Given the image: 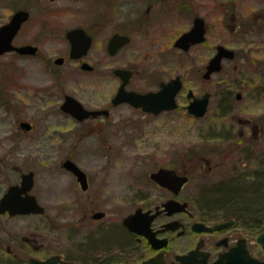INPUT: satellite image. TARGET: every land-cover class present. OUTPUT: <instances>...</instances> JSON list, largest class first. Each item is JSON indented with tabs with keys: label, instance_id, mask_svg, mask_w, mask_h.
I'll return each instance as SVG.
<instances>
[{
	"label": "flooded vegetation",
	"instance_id": "1",
	"mask_svg": "<svg viewBox=\"0 0 264 264\" xmlns=\"http://www.w3.org/2000/svg\"><path fill=\"white\" fill-rule=\"evenodd\" d=\"M238 2L0 0V11L8 14L0 27L18 11L25 13L13 44L29 47L25 53L0 54V60L7 61L3 66L0 63L4 68L0 71V108L20 112L45 97L47 101L61 88L59 112L78 123H98L102 129L111 124H137L146 117L156 121L172 113L177 118L186 114L202 118L219 93L214 76L223 67L204 76L219 47L235 53L233 58H223V66L226 60H246L249 50L236 47L261 34L249 16L238 14ZM187 35L195 39L187 43L188 49L180 42ZM188 58L202 63L192 73L191 85L185 75ZM18 60L17 69L12 63ZM172 81L180 83V88L171 102L169 94L160 92ZM210 81L211 90L203 88L202 83ZM88 91L92 92L89 96ZM120 93L122 97L150 94L156 108L173 102L175 107L147 111L127 99L117 101ZM206 93L210 94L207 113L199 117L189 112L191 102ZM233 93H224L222 102L230 103ZM68 95L90 111L89 116L79 119L65 111L62 106ZM235 98L240 100L242 92ZM16 121L20 133L38 127L21 116ZM170 121L166 117L164 125ZM238 121L250 135L259 136L260 126L252 118L239 117ZM245 131L241 129L240 134ZM153 135L149 143L154 146ZM118 137L123 138L124 148L137 145V136ZM18 153L0 151V264H264V247L252 245L250 239L249 217L225 214L223 209L218 214L207 209L198 190L189 194L188 190L198 189L189 187L199 181V173L214 171L212 160L197 151L137 150L112 156L108 151L71 150L61 156L59 167L49 169L46 186L37 168L23 166ZM187 155L192 156L190 162ZM123 157L132 160L125 172L117 166ZM244 158L246 164H258L250 168L254 176L249 179L264 184L261 150L252 149ZM66 160L73 161L84 175L63 166ZM160 169L172 172L165 184L152 176ZM31 172L29 186L23 181ZM181 177L186 180L180 185ZM168 203L173 205L167 207ZM24 204L33 209L24 211ZM123 206L133 209L124 215ZM138 209V229H131L125 218Z\"/></svg>",
	"mask_w": 264,
	"mask_h": 264
},
{
	"label": "rangeland",
	"instance_id": "2",
	"mask_svg": "<svg viewBox=\"0 0 264 264\" xmlns=\"http://www.w3.org/2000/svg\"><path fill=\"white\" fill-rule=\"evenodd\" d=\"M237 7L238 14L242 17H245L244 14L249 16L252 20V27L259 30L261 34H255L256 37H252V42H242L236 47L249 50V55H251L246 60L239 57L235 61H224L223 69L214 76L219 80V93L212 98L208 113L204 117L191 118L186 114L187 116L183 115V118L182 116L177 118L175 116L177 114L172 113L166 116L171 120L167 126L164 125L166 123L164 116L156 121H151L149 117H146L140 118L137 124L123 126L111 124L102 129L98 123H78L73 118L60 113L58 105L61 99L58 95L61 93V88H59L47 97V101L45 97V102L28 105V108L23 106V111L7 113L0 108V151L19 152L16 156L25 162L22 165L29 168L36 167L44 186L48 182L49 169L59 167L61 156L71 150L108 151L113 153L112 156H117L121 151L120 156H125L127 152L137 150L197 151L200 155L212 160L211 166L214 167V171L199 173V181H194V184L189 187L198 186V189L188 190L189 194L196 193L198 190L201 198L199 193L198 197L204 200L207 209L216 210L218 214H221L220 209H223L222 213L225 214L249 217L251 221L248 220L247 225L250 228L252 245L261 246L257 241V236L264 231V203L258 202L257 199L263 198L264 200V184L259 185L249 179L254 176L249 173L250 168L257 167L258 164L256 161L252 165L246 164L247 159L244 156H247L248 152L253 149V151L261 150L264 157V0H239ZM7 17V12L1 10L0 24ZM8 55L10 54H7V58L11 59L12 57ZM6 62V60H0L1 66L6 65ZM12 65L18 69L19 60L13 62ZM201 65L200 61L191 62L188 58L185 70L188 85L192 84L189 80L192 73L195 74ZM1 66L0 71L4 70ZM34 75L37 76V74ZM47 80L44 77V83ZM83 82L85 85L86 79H83ZM212 83L211 81L203 82L202 86L211 90ZM230 90L234 93L230 103L226 104L222 102L221 96ZM239 91L242 92V98L237 100L235 95ZM91 93L88 91V96ZM21 97V94L16 96L19 102H21ZM18 116L37 124V129L30 133L25 131V133H20V127L16 121ZM239 117L252 118L254 124H259L260 137L252 136L245 131L244 125L238 121ZM241 129H244V135L240 134ZM247 134H249L248 137H246ZM121 135H128L129 139H135L137 136L135 148L130 150L128 147H122L123 138L118 137ZM152 135L156 137L154 146L149 143ZM104 136L108 138H102ZM163 137L167 139L164 140ZM57 154L60 158H57ZM191 157L187 155L189 162ZM221 162L224 163L221 164ZM117 166L125 172V168L132 166V160L123 157L121 162L118 161ZM147 166L148 164L144 167ZM247 167L249 168L243 169ZM239 172L241 174H238ZM244 174H248L246 179ZM125 180L124 177L123 181L126 182ZM236 189L253 196V200H250V203L254 204L251 205L252 211H249L247 207L242 206L243 210L240 208L242 200L239 195L223 205L212 203L220 196L226 198ZM242 199L246 201L244 197ZM233 204H238L240 210H234ZM132 209L123 206V214L126 215ZM251 223L262 225L254 228L250 225Z\"/></svg>",
	"mask_w": 264,
	"mask_h": 264
},
{
	"label": "water",
	"instance_id": "3",
	"mask_svg": "<svg viewBox=\"0 0 264 264\" xmlns=\"http://www.w3.org/2000/svg\"><path fill=\"white\" fill-rule=\"evenodd\" d=\"M26 19V15L22 11H18L15 13L12 17V20L4 24L0 27V54H3L8 51H13L16 50L20 53H25L28 51L29 47L25 46H15L13 44V38L18 32L19 28L21 27L22 22ZM190 35L184 36L180 42L181 45L185 46L186 49H188V44L191 41H194V38H190ZM235 55L234 51L231 49H228L224 46H220L218 49V53L215 57H213L210 62L208 63L207 66V71L205 72L204 76L209 77L213 72L220 71L223 67L222 60L225 57L233 58ZM180 88V83L177 81H172L171 83L167 84L164 88L163 91L160 93H167L171 96V102L174 100L175 93L178 91ZM123 94H119L118 96L121 97L120 100L117 101H123L124 99L129 100L130 102L134 103L137 106H142L144 107L145 110L147 111H155L159 112L162 109L165 108H173L175 107V102L170 103L168 105H162L159 108H156V106L150 101V94H128L122 97ZM209 93H206L203 97H198L195 98L191 104L189 105V112L195 114L196 116L202 117L207 113L208 110V104H209ZM241 94H238V97H240ZM116 101V102H117ZM62 108L65 111L70 112L73 116L79 118V119H84L87 116H89L90 111H87L83 105L75 99L73 96H67L66 101L64 102ZM21 125L23 127L30 128L29 123L27 122H22ZM63 166L67 168L73 169L76 173L79 175H84V172L71 160H66L63 163ZM171 171L168 169H160L158 172L153 173V177L158 179L161 183L165 184L164 179L168 175H171ZM32 176L33 172L28 173L27 175L24 176V184H27L30 186L32 183ZM182 180H179V184L181 185L186 178L181 177ZM24 211H30V209H33V206L28 204H24ZM173 204L168 203L167 207H171ZM141 216L140 210L138 209L135 213L127 216L125 218V224L131 228V229H138L135 227V223L138 221L137 217ZM217 227H221L218 225ZM258 242L264 247V232H261L257 236ZM240 245V244H239Z\"/></svg>",
	"mask_w": 264,
	"mask_h": 264
},
{
	"label": "trees",
	"instance_id": "4",
	"mask_svg": "<svg viewBox=\"0 0 264 264\" xmlns=\"http://www.w3.org/2000/svg\"><path fill=\"white\" fill-rule=\"evenodd\" d=\"M259 185H261V184H259ZM222 195V194H221ZM241 196V198H240V200H242V202H240V205H241V207L240 208H242V210H243V207H247L248 209H249V211H252L253 210V208L251 207V205H252V203H250V200H253V196L252 195H248V194H246V193H244V192H242V191H240V190H238V189H236L235 191H233L229 196H227L226 198H223V197H219L218 199H216V200H214V201H212V203H214V204H220V205H223V204H226V203H229L230 201L229 200H232L234 197H237V196ZM247 195H248V197H247ZM245 198L246 199V201L245 200H243L242 198ZM258 200V202H261V203H264V200H263V198H258L257 199ZM233 202V201H232ZM259 203H257V205H258ZM230 205H232V204H230ZM254 205V204H253ZM252 205V206H253ZM243 206V207H242ZM224 207V206H223ZM232 207H234V210H240V208H239V205L238 204H233V206ZM230 209V208H229ZM252 227H260L262 224L261 223H251L250 224Z\"/></svg>",
	"mask_w": 264,
	"mask_h": 264
}]
</instances>
